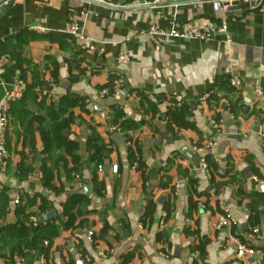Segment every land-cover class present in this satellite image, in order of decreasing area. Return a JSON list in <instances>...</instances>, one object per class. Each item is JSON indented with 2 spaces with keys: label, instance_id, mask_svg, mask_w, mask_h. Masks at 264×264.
<instances>
[{
  "label": "crops",
  "instance_id": "0c3cea01",
  "mask_svg": "<svg viewBox=\"0 0 264 264\" xmlns=\"http://www.w3.org/2000/svg\"><path fill=\"white\" fill-rule=\"evenodd\" d=\"M213 1L231 7L237 0H13L0 17V57L5 59L0 99L22 73L29 83L49 78L55 62L57 80L49 96L58 100L77 95L85 105L72 109L74 121L64 131L78 145L81 172L68 178L59 169L55 181L63 188L59 193L47 189L41 180V165L35 158L37 151L41 158L38 133L30 139L21 129L14 131L11 115L7 155L0 159V200L8 199L0 230L18 219L43 221L49 210H54L49 219L56 223L75 190L86 188L89 203L75 226L60 231L49 247L43 242L26 247L21 255L0 249V264H14L19 257L23 264H75L77 260L87 264H264V193L255 181L264 178V99L252 96L254 86L264 89V0L230 15L212 11ZM91 4L101 5L107 14L88 11ZM220 20L225 21L230 45L223 35L210 40L169 36L153 40L146 33L150 25L167 32L173 22L182 27L217 25ZM71 21H77L81 32L102 51L88 53L66 34L64 26ZM119 53L128 56L118 68L122 87L101 98L99 86L111 72L117 77L114 67ZM231 77L242 80L241 89L228 86ZM173 94L181 95L176 111L180 121L169 114ZM204 95L208 96L202 101ZM237 96L240 106L232 111L230 104ZM111 106L137 127L112 132L110 127L119 120L111 115ZM27 109L47 113L35 102H28ZM212 118L221 123L219 133L210 126ZM113 134L125 141L118 144L111 139ZM129 138L138 144L143 175L131 167ZM211 139L215 144L202 154L210 161L204 170L200 161L194 164L186 154H197L194 149ZM89 142L103 148L98 164L91 160ZM93 176L103 183L99 193L92 188ZM16 193L17 205L13 203ZM40 196L46 200L44 212L38 209ZM31 199L35 203L30 206ZM168 202L172 206L166 214ZM20 204L23 210L18 213ZM224 211L237 225L213 230L212 219ZM250 226L259 229L252 237ZM89 230L92 242L86 239ZM231 234L255 253L237 258L226 242ZM106 249L114 253L97 258L96 251Z\"/></svg>",
  "mask_w": 264,
  "mask_h": 264
},
{
  "label": "trees",
  "instance_id": "16d2710c",
  "mask_svg": "<svg viewBox=\"0 0 264 264\" xmlns=\"http://www.w3.org/2000/svg\"><path fill=\"white\" fill-rule=\"evenodd\" d=\"M21 78L26 82V89L19 99L11 103V125L13 126L14 131L18 132L19 129H21L30 139H32V136L34 137L35 133H38L41 143V158L39 160L41 165V180L47 189L59 193L63 190L61 184H55V181L58 179L59 169H62L68 178H74L73 174H80L81 172L80 159L76 154L78 145L75 141L66 136L64 131L67 130L74 121L72 109L74 107L84 108L85 102L83 98L72 94L61 96L58 100L53 102H50L49 100L47 101V97H42L35 91L36 85L40 84L45 77L42 80H36L33 83L27 82L25 74L23 73ZM49 78L52 80V83L57 80V65L55 62H53V65L50 67ZM115 79V73L111 72L108 76L107 82L99 86L98 90L100 91L102 88H107L109 90V95L107 96L112 95V87ZM28 102H35L38 106L45 107L47 110L46 116L39 115L32 110L27 109ZM171 104L169 114H171L176 121H180L179 116L176 113L178 107L174 104L173 99ZM239 104L240 97L237 96L234 104H230V109L235 111V106H240ZM109 111L114 118L119 120L118 125L120 128L124 129V126H129L131 129H135L137 127V125H132L130 120L123 118V113L118 107L111 106ZM87 148L88 150H91V160H94L98 164L103 152L102 146L97 142H89ZM138 155V144L129 138L128 157L130 164L135 162L137 164L135 169L143 175L144 162L139 159ZM205 159L207 166L209 167L210 161L207 157ZM21 167L22 165L19 164V169ZM91 182L93 190L96 193H99L103 188L102 181L97 179L96 176H93ZM39 200L40 206L38 209L39 211L44 212L47 208L45 207L46 200L41 196L39 197ZM34 203L35 199L28 200L30 206ZM88 203V197L73 193L68 196L64 202L61 211L62 217L57 218L56 223L53 218H43L45 220L35 222L21 221L18 219L14 223H9L6 227L1 228L0 230V249H8V252L11 255H21L26 247H36L45 241H47V246L49 247L60 231L68 230L75 226L76 218L81 214L82 208L86 207ZM7 206L8 199H1L0 217H5ZM171 206L170 202L164 206L166 214L170 212ZM22 210L23 206L20 204L18 213H21Z\"/></svg>",
  "mask_w": 264,
  "mask_h": 264
},
{
  "label": "built area",
  "instance_id": "2783aa9c",
  "mask_svg": "<svg viewBox=\"0 0 264 264\" xmlns=\"http://www.w3.org/2000/svg\"><path fill=\"white\" fill-rule=\"evenodd\" d=\"M4 1V0H0ZM176 1V0H173ZM212 5V11L214 12H220L224 14L228 11L229 5L226 3H222L221 1H213L211 3ZM64 32L66 34L71 35L79 44V46L88 53H95V52H101L102 48L98 46L92 38L84 35L81 32L80 25L77 21H71L67 23L64 26ZM147 35L151 39H155L157 36H169L173 38H186V39H199V40H210L215 35H223L225 42L230 45L231 39L227 31V27L224 20H220V22L217 25H212L210 23L205 24L203 26H180L177 22H173L170 26V29L165 32L161 29H159L156 25H150L148 29L146 30ZM155 48H158L156 42H155ZM128 61V56L124 53H119L116 57V65L114 67V70L116 71L117 77L113 82L112 91L113 93L118 91L122 87L123 83V77L120 71L118 70L119 66L125 64ZM5 64V59L0 57V70ZM228 86L233 87L235 89H241L243 82L238 77H231L228 79ZM53 83L51 82V79L48 77H45L42 82L35 87V91L42 97H47L50 102L55 101L54 98L50 97V92L46 90V87L51 88ZM26 89V82L22 78L18 79L16 84L13 85L9 90L5 91L3 97L0 99V159H4L7 155V148H6V136L8 133L9 125H10V119H11V112H10V106L11 103L17 99H19L23 92ZM107 95H109V90L107 88H102L99 91V96L101 98H105ZM208 95H204L202 98V101L207 99ZM252 96L255 100H262L264 99V89L260 88L259 86H254L252 90ZM172 99L175 105H179L181 103V95L179 94H173ZM211 128L213 129L214 133H219L221 131V123L219 120L216 119H210L209 121ZM110 130L115 133H121L122 129L118 124H115L110 127ZM215 144V139H211L206 142V144L203 147H197L195 148V152L199 155V161L200 166L207 170V162L205 157L202 155L204 150L210 146H213ZM261 145L262 150L264 152V135L261 137ZM136 163H131V167L136 168ZM98 170L101 171L102 167L98 166ZM112 171H116V166L112 167ZM255 181L258 185V190L261 193H264V178H255ZM178 185H175V192L177 193ZM20 200V196L18 193H16V196L14 197L13 203L18 204ZM164 217L165 214L160 218L159 220V227L162 228L164 226ZM237 225V221L229 214L228 211H224L222 213H218L214 216V218L211 221V227L213 230H218L223 227H229L232 228ZM259 229L254 226H250L248 228V235L253 236L257 234ZM93 238V232L88 231L86 235V239L88 242H92ZM226 242L232 245L235 256L237 258H244L252 256L255 253V250L247 245L244 241H242L239 237L235 235H229L226 239ZM45 245H47V242H44ZM114 253L113 249H106V250H98L96 251V256L99 259H106L110 255ZM24 260L22 257L18 258V262L14 264H23ZM75 264H87L84 263L82 260H77Z\"/></svg>",
  "mask_w": 264,
  "mask_h": 264
},
{
  "label": "water",
  "instance_id": "95a60500",
  "mask_svg": "<svg viewBox=\"0 0 264 264\" xmlns=\"http://www.w3.org/2000/svg\"><path fill=\"white\" fill-rule=\"evenodd\" d=\"M13 3V0H4L0 2V17L3 13H5V11L11 6V4ZM257 3L256 1H243V0H237L231 3V7H229L228 11L226 12L227 15L233 14V11H238L240 9H243L247 6H253ZM88 11L90 12H95L98 13L100 15H105L107 14L108 10L105 9L104 7H102L101 5H97V4H91L88 7ZM47 91H50L49 87H46ZM111 139L115 142L119 143H123L125 141V137H119L116 134L111 135ZM187 157H189L194 164L199 163V155L195 154V153H187L186 154ZM35 158L37 161L40 160V152H36L35 153ZM75 194H80V195H87L88 191L86 188L82 189V190H75L74 191ZM54 214V210H49L48 213L46 214V219H49L53 216Z\"/></svg>",
  "mask_w": 264,
  "mask_h": 264
}]
</instances>
